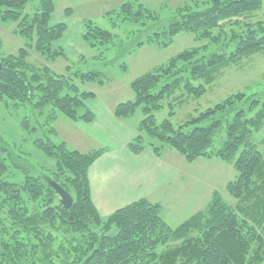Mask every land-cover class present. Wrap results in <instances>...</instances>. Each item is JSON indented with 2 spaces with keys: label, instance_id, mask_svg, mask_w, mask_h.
<instances>
[{
  "label": "trees",
  "instance_id": "obj_1",
  "mask_svg": "<svg viewBox=\"0 0 264 264\" xmlns=\"http://www.w3.org/2000/svg\"><path fill=\"white\" fill-rule=\"evenodd\" d=\"M34 1V11L27 12ZM190 1L194 6L184 3V12L177 6L178 18L157 33L161 38L137 44L167 46L188 31L208 45L185 49L135 78L130 83L134 98L117 103L114 114L127 117L137 107L145 114L127 145L133 153L149 147L161 156L169 147L188 162L217 157L231 163L236 176L226 191L234 203L214 190L205 209L175 227L162 217V205L146 198L102 217L88 175L102 148L83 152L65 140L37 137L35 148L50 162L36 164L14 150L17 144L7 143L0 146V264H264V153L253 139L264 125V99L238 91L179 126L171 121L175 105L185 97L204 95L223 68L264 50V21L251 19L262 0H206L203 9L197 8L199 0ZM53 10L54 0H0V24L14 22V32L24 40L15 54L0 56V101L7 109L29 106L28 111L44 115L46 131L57 135L59 116L84 122L94 118L85 103L94 93L80 90L75 78L102 82V77L95 70L70 76L68 66L59 73L29 60L31 50L46 60L65 55L53 47L65 29L63 22L50 24ZM121 11L133 20L155 13L140 2L123 3ZM90 23L99 43L108 42L109 31ZM214 44L216 50L207 49ZM177 90L179 96H171ZM171 97L168 117L157 121L153 112ZM29 124L25 117L23 126ZM46 177L70 193V207L59 203Z\"/></svg>",
  "mask_w": 264,
  "mask_h": 264
},
{
  "label": "rangeland",
  "instance_id": "obj_2",
  "mask_svg": "<svg viewBox=\"0 0 264 264\" xmlns=\"http://www.w3.org/2000/svg\"><path fill=\"white\" fill-rule=\"evenodd\" d=\"M199 1L200 5H197L199 6L197 8L203 9L206 5L205 3L202 4L201 1L205 2L206 0ZM35 2L28 4L27 12L32 13L34 11ZM126 2H133L134 6L138 2L142 3L145 8L155 11V13L153 12L154 17L139 20L124 18L125 13L121 11V5ZM184 3H190L194 6L190 0H54V10L50 15L49 22L50 24L63 22L65 29L61 36L54 40L53 47L62 50L65 55L46 60L31 50L29 60L39 66L46 65L59 73L66 72L68 66L67 72L70 76H74L76 72L98 71L102 77V82H81L79 78H75L74 82L78 84L80 90L94 93L93 96L86 98L85 103L99 113L103 105H116L133 99L134 94L130 88V83L135 78L166 64L170 58L185 49L208 45V40L198 39L188 31L179 32L174 36L172 43L167 46L137 44L139 41L148 39V37L151 40L161 38V35L158 34L163 32V29L174 19L178 18L176 16L177 6H180L179 10L183 12L187 9L184 8L186 5L183 7ZM251 19L264 21V0H262L261 7L252 13ZM88 23L109 31L108 42L99 43L100 39L94 37L96 35H94V31L88 29ZM15 28L14 22L0 24V56L15 54L24 45V40L14 32ZM86 36H89L90 40ZM90 41L96 45L91 46ZM217 47L214 44L207 49L216 50ZM184 74L187 75V73ZM193 81L195 84L199 83L197 79ZM163 83L164 80L158 86ZM208 86V91L204 95L185 97L183 104L175 105V114L171 118L174 126H179L189 116L205 110L238 91L254 94L255 97L264 99V50L223 68L214 82ZM180 92L181 90H177L171 96H179ZM173 97L163 100V107L153 112L157 121L168 117L167 102L169 100L174 102ZM26 107L29 108V106ZM26 107L7 109L0 101V146H6L7 143L17 144L14 150L27 157L29 161L36 164L44 161L50 162L40 150L35 148L33 140L37 137H50L59 142L61 136L65 137L66 123H69L63 121L72 120L64 116H59L55 120L54 126L57 134L60 133L58 136L59 134L47 132V126H42L45 122L44 115H35ZM144 116L141 107H137L135 112L128 116L129 126L137 127ZM25 117L29 119L28 128L23 126ZM137 131L138 129H136V133ZM263 138L264 125L253 135L254 141L264 153V145L261 143ZM102 142L105 141L98 140L93 144L95 148H102L103 150L113 148L109 153L122 152L119 148L115 150V147H110ZM144 149L148 152L147 149L150 148ZM147 152L138 157H136L137 155L122 156L114 160L108 158L101 163L99 162V169L108 170L119 167L130 173H136L137 170L142 171L149 161ZM161 157L155 162L161 165L168 163L176 166L177 176L173 179L176 181V185L174 183L175 187L170 186L168 189L166 186L161 187L160 185L149 195L148 199H152V202H161L163 207V202L168 200V197L163 194L171 191L168 194L173 195L172 192L176 190V199L170 198L161 212L162 217L170 226L175 227L193 213L205 209L214 190H218L229 203H234L233 198L226 191L227 182L236 176V171L231 163L217 157H198L194 161L188 162L169 147L164 150ZM179 179H182L181 183H179Z\"/></svg>",
  "mask_w": 264,
  "mask_h": 264
},
{
  "label": "crops",
  "instance_id": "obj_3",
  "mask_svg": "<svg viewBox=\"0 0 264 264\" xmlns=\"http://www.w3.org/2000/svg\"><path fill=\"white\" fill-rule=\"evenodd\" d=\"M114 106L115 104L103 105L99 113L89 107L94 113V118L90 122L66 121L63 119L65 120L63 122L69 123H66L65 137H60L61 140L67 142L70 148L83 152L95 149L93 143L98 140L105 141L102 143L115 147V150L119 148L122 151L121 153H109L113 148L103 150L88 171L90 195L101 216L110 215L118 208L140 198L148 199L149 195L160 185L161 187L166 186L167 189L170 186L174 188V183L176 185V181H173L177 176L175 165L156 163L155 160H160L161 156L155 155L150 149H147L148 152L143 149L140 153H133L128 149V143L137 134V127L129 126L128 116L117 117L114 114ZM58 134L60 136V133ZM144 152L148 153L146 154L150 162L148 161L145 164L146 168L142 171L137 170L136 173H130L119 167L108 170H105V168L99 169V162L101 163L108 158L114 160L122 156L137 155L136 157H138ZM181 182L182 179H179V183ZM175 191L172 192L173 195L168 194L171 191H165L167 194L163 195L168 197V200L166 199L163 202L162 210L164 205H167L166 202L170 201V198L176 199L175 195L177 193ZM148 200L151 201L152 199Z\"/></svg>",
  "mask_w": 264,
  "mask_h": 264
},
{
  "label": "water",
  "instance_id": "obj_4",
  "mask_svg": "<svg viewBox=\"0 0 264 264\" xmlns=\"http://www.w3.org/2000/svg\"><path fill=\"white\" fill-rule=\"evenodd\" d=\"M2 64L0 63V70H1ZM46 181L48 185L54 190V193L59 201V203L64 207L68 208L72 205L73 198L70 195V193L64 189L60 184H58L56 181L52 180L50 177H46Z\"/></svg>",
  "mask_w": 264,
  "mask_h": 264
}]
</instances>
